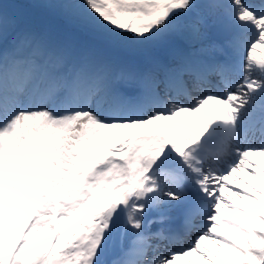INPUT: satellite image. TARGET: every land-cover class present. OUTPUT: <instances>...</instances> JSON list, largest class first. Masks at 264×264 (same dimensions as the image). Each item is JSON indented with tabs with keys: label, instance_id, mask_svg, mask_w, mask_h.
<instances>
[{
	"label": "snow or ice",
	"instance_id": "snow-or-ice-1",
	"mask_svg": "<svg viewBox=\"0 0 264 264\" xmlns=\"http://www.w3.org/2000/svg\"><path fill=\"white\" fill-rule=\"evenodd\" d=\"M38 6L80 39L0 0V264H264V0Z\"/></svg>",
	"mask_w": 264,
	"mask_h": 264
},
{
	"label": "bare ground",
	"instance_id": "bare-ground-1",
	"mask_svg": "<svg viewBox=\"0 0 264 264\" xmlns=\"http://www.w3.org/2000/svg\"><path fill=\"white\" fill-rule=\"evenodd\" d=\"M261 50H258V52H260Z\"/></svg>",
	"mask_w": 264,
	"mask_h": 264
}]
</instances>
